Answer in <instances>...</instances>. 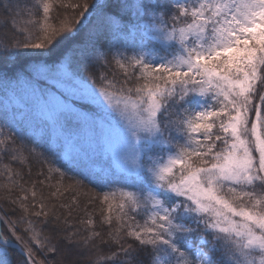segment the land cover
Segmentation results:
<instances>
[{
  "label": "snow or ice",
  "instance_id": "snow-or-ice-1",
  "mask_svg": "<svg viewBox=\"0 0 264 264\" xmlns=\"http://www.w3.org/2000/svg\"><path fill=\"white\" fill-rule=\"evenodd\" d=\"M0 264H264V0H0Z\"/></svg>",
  "mask_w": 264,
  "mask_h": 264
}]
</instances>
